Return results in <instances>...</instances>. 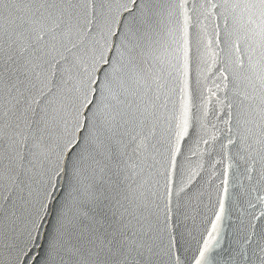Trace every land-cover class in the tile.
Instances as JSON below:
<instances>
[{"label":"snow or ice","instance_id":"snow-or-ice-1","mask_svg":"<svg viewBox=\"0 0 264 264\" xmlns=\"http://www.w3.org/2000/svg\"><path fill=\"white\" fill-rule=\"evenodd\" d=\"M0 264H264V0H0Z\"/></svg>","mask_w":264,"mask_h":264}]
</instances>
